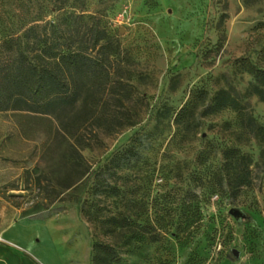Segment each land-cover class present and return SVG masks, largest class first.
Listing matches in <instances>:
<instances>
[{"label": "rangeland", "instance_id": "374dc122", "mask_svg": "<svg viewBox=\"0 0 264 264\" xmlns=\"http://www.w3.org/2000/svg\"><path fill=\"white\" fill-rule=\"evenodd\" d=\"M62 2L58 7L86 16L105 15L121 58L108 86L83 88L76 107L55 115L0 112V238L15 224L0 240L6 258L13 264H264L261 147L238 133L236 111L216 109L225 91L264 125V102L248 94L251 64L264 67L257 54L264 47V0ZM60 16L51 11L47 21ZM139 139V160L113 180L123 201L97 203L117 212L139 200L141 210L128 214L143 225L151 221L156 242H136L129 233L110 238L81 212L95 173ZM229 148L254 161L252 186L235 198L211 194L206 182ZM79 185L85 190L76 194ZM233 209L245 217L238 220ZM162 218L163 230L155 224ZM97 244L111 245L116 260L96 251Z\"/></svg>", "mask_w": 264, "mask_h": 264}, {"label": "trees", "instance_id": "16d2710c", "mask_svg": "<svg viewBox=\"0 0 264 264\" xmlns=\"http://www.w3.org/2000/svg\"><path fill=\"white\" fill-rule=\"evenodd\" d=\"M62 1L0 0V112L55 115L76 107L83 88L90 91L108 86L110 69L121 58L117 32L105 15L86 16L72 7H58L63 5ZM51 11H61L62 16L47 21ZM257 54H262L264 59V47ZM251 67L254 83L248 94L264 102V67L257 64ZM221 94L226 98L219 97ZM219 95L216 109L236 111L238 133L258 142L260 157L264 158V125L241 108L236 99L228 97L227 92ZM137 142L141 139L95 173L89 198L78 202L84 218L110 238H125L129 233L136 242H156L160 234L151 221L143 225L139 218L128 214L134 208L141 210L139 200L128 202L126 210L117 212L104 211L105 207L97 203L101 199L123 201L121 187L113 184V180L139 160L141 153ZM253 162L251 155L241 149H226L222 166L206 181L211 194L235 198L251 187ZM75 190L80 194L85 189L79 185ZM194 209L200 210L199 203L195 202ZM163 222L165 218L156 219L155 224L163 230ZM181 226L182 223H178L176 238L182 237ZM94 249L108 261L116 260L111 245L97 244Z\"/></svg>", "mask_w": 264, "mask_h": 264}, {"label": "crops", "instance_id": "0c3cea01", "mask_svg": "<svg viewBox=\"0 0 264 264\" xmlns=\"http://www.w3.org/2000/svg\"><path fill=\"white\" fill-rule=\"evenodd\" d=\"M14 227H15V224L14 225H11V226L9 225V227L6 228L2 232L0 240L2 241V236H6V235L10 234V232L14 229ZM0 247H1V244H0ZM32 262L34 264H39V263H37L34 260H32ZM0 264H13L12 259L9 258L8 256L6 258V256L3 254V251L2 250H0ZM15 264H17V263H15Z\"/></svg>", "mask_w": 264, "mask_h": 264}, {"label": "water", "instance_id": "95a60500", "mask_svg": "<svg viewBox=\"0 0 264 264\" xmlns=\"http://www.w3.org/2000/svg\"><path fill=\"white\" fill-rule=\"evenodd\" d=\"M230 213H231L232 215H234V217H236L238 220H240V219H242L243 217H245V216L243 215V213H242L240 210H238V209H233V210H231ZM233 253H234V255H236V256L239 255L238 251H236V250H234Z\"/></svg>", "mask_w": 264, "mask_h": 264}]
</instances>
